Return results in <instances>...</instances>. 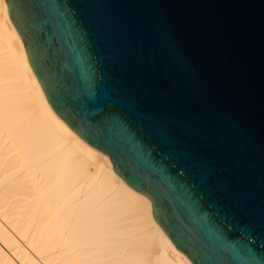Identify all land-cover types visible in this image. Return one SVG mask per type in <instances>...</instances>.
I'll return each instance as SVG.
<instances>
[{"label": "water", "instance_id": "water-1", "mask_svg": "<svg viewBox=\"0 0 264 264\" xmlns=\"http://www.w3.org/2000/svg\"><path fill=\"white\" fill-rule=\"evenodd\" d=\"M53 112L192 264H264V0H4Z\"/></svg>", "mask_w": 264, "mask_h": 264}, {"label": "bare ground", "instance_id": "bare-ground-1", "mask_svg": "<svg viewBox=\"0 0 264 264\" xmlns=\"http://www.w3.org/2000/svg\"><path fill=\"white\" fill-rule=\"evenodd\" d=\"M0 264H192L51 109L0 0Z\"/></svg>", "mask_w": 264, "mask_h": 264}]
</instances>
